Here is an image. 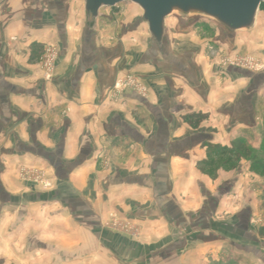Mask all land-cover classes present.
<instances>
[{"label": "crops", "instance_id": "obj_1", "mask_svg": "<svg viewBox=\"0 0 264 264\" xmlns=\"http://www.w3.org/2000/svg\"><path fill=\"white\" fill-rule=\"evenodd\" d=\"M113 9L89 27L84 0H0V264H264L263 180L223 152L264 149V74L224 63L256 57L258 16L235 33L203 17L215 38L183 42L169 20L197 15L175 14L162 47L141 16L153 44L125 70L118 40L135 31L107 30ZM26 168L51 188L25 183ZM113 213L141 237L104 229Z\"/></svg>", "mask_w": 264, "mask_h": 264}, {"label": "rangeland", "instance_id": "obj_2", "mask_svg": "<svg viewBox=\"0 0 264 264\" xmlns=\"http://www.w3.org/2000/svg\"><path fill=\"white\" fill-rule=\"evenodd\" d=\"M108 13L112 15V17H114L115 23L114 22H112L111 24L106 23L107 30L109 28L112 30L114 29L116 31L118 30L124 31L125 29H128L129 32L135 31L134 34L129 33L130 35H134V36L131 38L130 41H128V44L124 42L125 39L119 38L118 40L119 48L117 51V58H119L120 60L119 65L123 69L131 70L133 67L136 68L138 64L141 63V60H143L142 58L143 52L141 50V45L144 44L143 47H145L147 45L151 46V44H153V43L151 44L147 43V39L144 38V37H147L145 36L146 35L145 29H147V26L140 22V17L142 16V10L135 4L123 3V4L118 5L113 10L103 11V17L108 15ZM258 20H259V24L256 29H259L264 33V5L261 7L259 11ZM175 21L181 22L180 25H182L183 27V31L180 34V37H183V38H180L181 41L183 40V42H186L188 40V38L186 39L184 35L188 34L190 30L192 31L191 33L195 32L194 34H198L200 36L205 35V38H215L214 29L208 25L211 22L207 21L206 18H203L201 16H193L190 18H185L183 16H174L173 18L169 20V23L173 24L175 23ZM186 36L188 37L189 35H186ZM114 41L115 39L113 40V42ZM260 41L264 43V35L262 36ZM263 45L259 46L258 50L254 52L256 54V57L254 58L249 57V56L248 57H244V56L236 57V58L229 59V60L225 59L224 63L226 64L227 61H230L231 63H234V65L228 64L230 65V67L241 69L244 71H250L252 73L264 74V46ZM126 53H128L130 56V59H132L128 63L126 62V57H125ZM241 59L247 61V62H243V64L245 65L235 66L238 64V63L235 64V62ZM248 62L250 63L246 64ZM137 80L139 81V79L135 75H132V73L128 75H124L122 77L120 76L117 87L119 90H123L128 84L130 86L134 83L137 84L138 83ZM21 176L25 183H28L33 186H41V185L43 186L46 184L45 187H48V189L51 188L50 185L52 184L49 182L50 178H47L46 171L44 169L26 168V169H23ZM261 178L263 180V188H264V177L261 176ZM104 229L108 231L122 233L134 241H137L141 237V234H142V229L140 227V224L137 223V221H135L133 217H129V216L126 217L125 215H120L116 213H113L108 216V220L104 226Z\"/></svg>", "mask_w": 264, "mask_h": 264}, {"label": "water", "instance_id": "obj_3", "mask_svg": "<svg viewBox=\"0 0 264 264\" xmlns=\"http://www.w3.org/2000/svg\"><path fill=\"white\" fill-rule=\"evenodd\" d=\"M87 23L92 27L103 9L132 3L142 10V21L147 24L153 41L162 47L165 22L175 15L209 18L231 33L253 28L264 0H84Z\"/></svg>", "mask_w": 264, "mask_h": 264}, {"label": "trees", "instance_id": "obj_4", "mask_svg": "<svg viewBox=\"0 0 264 264\" xmlns=\"http://www.w3.org/2000/svg\"><path fill=\"white\" fill-rule=\"evenodd\" d=\"M263 5L264 4H262V6ZM192 117H198L200 119L204 118V116L201 114H195L186 118L188 119ZM216 148L218 149L219 147L216 146ZM223 152L228 154L230 159L234 158V162H237V160H241L242 158L250 161L251 170L264 177V149L261 151L254 150L250 148L245 141L239 140L233 144L232 148L224 149ZM230 161L232 162V159ZM262 208L264 209V191L262 197Z\"/></svg>", "mask_w": 264, "mask_h": 264}, {"label": "built area", "instance_id": "obj_5", "mask_svg": "<svg viewBox=\"0 0 264 264\" xmlns=\"http://www.w3.org/2000/svg\"><path fill=\"white\" fill-rule=\"evenodd\" d=\"M115 8V7H114ZM59 58V51L58 49L53 46V45H46L44 47V50L40 56V59L38 61V66L41 69V71L44 74V79L46 81H51L53 79V76L55 74V70H56V65H57V61ZM252 61V60H251ZM243 62H247L243 59L238 60L235 62V66H239V65H245L243 64ZM227 64H233L230 61L226 62ZM250 62L246 63L249 64ZM252 64V63H251Z\"/></svg>", "mask_w": 264, "mask_h": 264}]
</instances>
